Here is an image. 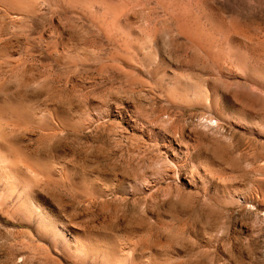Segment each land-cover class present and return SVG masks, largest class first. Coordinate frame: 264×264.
Listing matches in <instances>:
<instances>
[{
    "label": "rangeland",
    "instance_id": "obj_1",
    "mask_svg": "<svg viewBox=\"0 0 264 264\" xmlns=\"http://www.w3.org/2000/svg\"><path fill=\"white\" fill-rule=\"evenodd\" d=\"M20 1L0 99L47 205L0 182V264H264V0Z\"/></svg>",
    "mask_w": 264,
    "mask_h": 264
},
{
    "label": "bare ground",
    "instance_id": "obj_2",
    "mask_svg": "<svg viewBox=\"0 0 264 264\" xmlns=\"http://www.w3.org/2000/svg\"><path fill=\"white\" fill-rule=\"evenodd\" d=\"M2 1L7 3L8 6H10L11 8L16 9V10H20L24 7L23 6L24 4H22V2L20 0H0V2H2ZM31 9H32V7H31ZM28 11H29V9H28ZM19 15H21V14H19ZM176 88H178V86H176ZM176 88H175V86H173L170 89H168L169 95H171V97L176 99L175 101H177V99L182 100L183 102H184V100L186 101L187 100L186 95L188 93H185L184 90L180 91L179 90L180 87L178 89H176ZM5 91H6V89H5ZM5 91H2V92H5ZM7 92H10V91H7ZM10 95H12V94H10ZM10 95L8 94V96H10ZM0 97H1V95H0ZM10 97H12V96H10ZM9 100H11V99H6V98L0 99V182L5 184L4 187L6 186V187H8L7 189H10L8 191H5L6 187L4 188L5 189L4 194L7 197L9 195H11L12 193H14L15 190H17V189L20 190V193L17 195V200L19 199V203H18V205L16 204L17 207H16L14 213L17 212V214L19 213L22 217H25V218L31 217L34 214L42 215V214H44V210H46V208H45L47 205L46 200L44 198L40 199L39 197H36L34 195V192H36V194H37L36 190H38L39 188L36 190L33 188V187H37V185L33 186L32 185L33 183L31 184V182L28 180V179H31V177L28 176L29 174H26V172L24 170L29 171V169L32 170L31 168H33V167H35L36 170L37 169L44 170V169H46V167H45V165H43V163H41L36 158L30 157L31 155L29 157H26L27 154L25 152L22 153V150H20L21 148L18 149L17 147H15L16 144L14 143V139H11V137H8V134H6V132H5L6 128H8L9 126L15 128V126L17 124L19 125L20 121H23V120L25 121L29 118V110H28L29 108L27 109V108H25L26 106L24 107L21 104L22 100L21 101H18V100L9 101ZM188 103H190V102H188ZM5 115H7V116H5ZM17 128H19V127H17ZM15 138H16V136H15ZM40 139H41V137H40ZM23 156H24V158H23ZM70 176H71V174H70ZM27 180L30 182V185L27 183ZM69 181L71 183L70 185H72L76 189H82L83 191L85 190V193H86V190H88V188L90 187L88 184L85 183L87 180L84 182L81 178L80 179L77 178V176L76 177L73 176L71 179H69ZM34 182L37 184L39 183L36 181H34ZM6 196H5V198H7ZM47 207H49V206H47ZM38 227L39 228H53L52 225H48L42 221L39 222V226L37 225V228Z\"/></svg>",
    "mask_w": 264,
    "mask_h": 264
}]
</instances>
